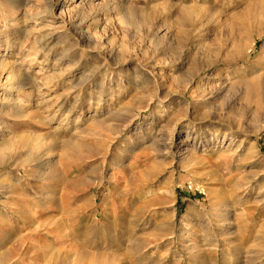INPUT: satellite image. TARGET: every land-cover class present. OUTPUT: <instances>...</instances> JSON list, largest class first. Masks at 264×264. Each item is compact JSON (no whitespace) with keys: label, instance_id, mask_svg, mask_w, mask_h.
<instances>
[{"label":"rangeland","instance_id":"obj_1","mask_svg":"<svg viewBox=\"0 0 264 264\" xmlns=\"http://www.w3.org/2000/svg\"><path fill=\"white\" fill-rule=\"evenodd\" d=\"M0 264H264V0H0Z\"/></svg>","mask_w":264,"mask_h":264}]
</instances>
